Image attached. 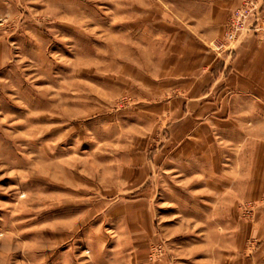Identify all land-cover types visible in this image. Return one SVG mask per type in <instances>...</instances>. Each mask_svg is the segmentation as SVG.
Returning a JSON list of instances; mask_svg holds the SVG:
<instances>
[{
    "label": "rangeland",
    "instance_id": "rangeland-1",
    "mask_svg": "<svg viewBox=\"0 0 264 264\" xmlns=\"http://www.w3.org/2000/svg\"><path fill=\"white\" fill-rule=\"evenodd\" d=\"M186 1L0 0V264H264V182L169 160L144 103Z\"/></svg>",
    "mask_w": 264,
    "mask_h": 264
},
{
    "label": "crops",
    "instance_id": "crops-1",
    "mask_svg": "<svg viewBox=\"0 0 264 264\" xmlns=\"http://www.w3.org/2000/svg\"><path fill=\"white\" fill-rule=\"evenodd\" d=\"M239 4L187 0L155 30L160 66L153 81L140 83L156 95L144 103L164 123L166 157L195 167L227 159V182L249 193L264 182V28L230 37L225 26ZM223 33L226 46L209 50Z\"/></svg>",
    "mask_w": 264,
    "mask_h": 264
},
{
    "label": "built area",
    "instance_id": "built-area-1",
    "mask_svg": "<svg viewBox=\"0 0 264 264\" xmlns=\"http://www.w3.org/2000/svg\"><path fill=\"white\" fill-rule=\"evenodd\" d=\"M259 0H243L240 9L236 10L231 20L229 34L256 30L259 22Z\"/></svg>",
    "mask_w": 264,
    "mask_h": 264
},
{
    "label": "bare ground",
    "instance_id": "bare-ground-1",
    "mask_svg": "<svg viewBox=\"0 0 264 264\" xmlns=\"http://www.w3.org/2000/svg\"><path fill=\"white\" fill-rule=\"evenodd\" d=\"M240 9V8H239ZM234 14V13H233ZM233 14H232V16H233Z\"/></svg>",
    "mask_w": 264,
    "mask_h": 264
}]
</instances>
